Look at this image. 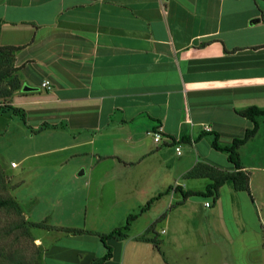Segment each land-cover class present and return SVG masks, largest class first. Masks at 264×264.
<instances>
[{
    "label": "crops",
    "instance_id": "obj_1",
    "mask_svg": "<svg viewBox=\"0 0 264 264\" xmlns=\"http://www.w3.org/2000/svg\"><path fill=\"white\" fill-rule=\"evenodd\" d=\"M0 22V46L20 47L16 67L22 86L36 89L16 94L12 106L24 111L29 128L66 131L62 149L82 161L74 167L79 176L95 179L98 170L95 183L116 181L118 195L120 188L145 183L137 172L147 171L151 178L162 167L171 168L163 149L168 146L183 167L169 189L198 164L235 171L227 154L200 136L214 131L230 145L253 126L237 111L264 109V0H0ZM46 82L50 89L43 87ZM150 132H160L162 141L156 143ZM183 138L189 140L180 142ZM184 143L187 152L178 155L176 147ZM205 183L194 188L190 182V189L179 184L172 192L177 205L166 201L133 239L109 242L116 250L103 264H143L142 246L151 244L137 239L149 228L170 247L184 223L179 215L171 231L169 216L188 206L186 215L198 202L197 196L184 201L182 192L205 191L211 182ZM226 188L233 190L226 183L220 198L205 204L217 209ZM237 194L239 200L250 199ZM116 197L102 203L106 210L116 205ZM79 236L81 246L71 250L86 256L84 264L105 256L99 237ZM91 238L95 254L88 248ZM35 241L42 246L41 238Z\"/></svg>",
    "mask_w": 264,
    "mask_h": 264
},
{
    "label": "rangeland",
    "instance_id": "obj_2",
    "mask_svg": "<svg viewBox=\"0 0 264 264\" xmlns=\"http://www.w3.org/2000/svg\"><path fill=\"white\" fill-rule=\"evenodd\" d=\"M259 125V135L239 150L241 161L253 167L249 169L251 191L243 192L250 199L239 200L231 182L233 190H222V204L215 210L216 204L213 208L205 207V202L214 203V198L197 196L198 202L192 206L193 211H186L183 215L187 206L177 210L178 214L173 212L169 216L171 231L175 230V220L179 215L184 223L176 242L170 247H163V243L159 242L160 252L154 243H150L147 249V244H143V264H264V171L258 169L264 168V116L259 118ZM63 126L66 125H59ZM65 132L51 125L42 130L29 128L22 115H15L9 110L0 114V197L13 199L22 212L20 215L14 208L0 209V264H11L10 260L21 257L33 264H84L86 256L78 250L79 255L71 250L81 246V236L58 229L87 227L109 233L124 227L130 215H138L127 232V239H133L166 201L177 205L172 196L179 184L192 182L194 188H205V182L209 180L188 178L185 174L181 183L176 182L169 189L176 173L183 167L173 152L174 148L168 146L163 149H167V155L172 159L171 168L162 167L151 178L147 171L137 172L136 178L145 183L138 187L120 188V193L116 195V181L104 182L112 183L110 186L95 183L101 175L98 170L94 172L95 179L89 174L79 176L74 167H79L82 161L69 158L71 152L62 149L68 140ZM213 138L212 135H205L202 139L210 143ZM225 142V139L220 141L223 145H226ZM180 146L185 155L189 145L184 143ZM13 163L18 168H13ZM107 163L112 162L105 165ZM113 175L111 172L108 179L113 180ZM119 176L121 178V173H118ZM190 186L186 188L190 189ZM159 195L162 199L157 198ZM114 196L118 199L115 206L119 204L108 211L102 203ZM152 199L155 201L149 209L141 213ZM164 221L158 225L161 227ZM149 236L156 240L152 232L146 234V237ZM93 237L96 239L99 236ZM35 238H41L42 246H37ZM92 238L88 248L95 254L96 243ZM66 249L69 253L64 256ZM115 250L114 246L113 253Z\"/></svg>",
    "mask_w": 264,
    "mask_h": 264
},
{
    "label": "trees",
    "instance_id": "obj_3",
    "mask_svg": "<svg viewBox=\"0 0 264 264\" xmlns=\"http://www.w3.org/2000/svg\"><path fill=\"white\" fill-rule=\"evenodd\" d=\"M2 30V23L0 22V32ZM20 50V47L14 46H0V114L4 111H11L15 115H22L23 120L26 124V117L24 111L15 108L12 106L13 98L16 94H25L23 92L22 82L19 76V69L16 67V53ZM237 113L253 122V126L248 128L241 138H236L230 145H222L219 141V133L214 131H206L201 134L200 138L205 135H212L214 138L212 140V146L214 149L226 153L228 156L229 162L234 166L235 171L228 172L222 171L216 167L198 164L192 170H190L185 177L188 178H205L209 179L211 183L207 186L205 191L194 192L187 191L182 192L184 201H187L188 198L193 196H201L205 198H214L217 201L220 198V189L226 184L231 182L234 189L237 192H250L251 191V179L250 172L246 170L242 165L241 157L239 150L242 146L246 145L250 140H252L260 131V125L258 118L264 116V109L257 107H251L242 111H237ZM189 139L183 138L180 142H187ZM176 143V140L173 139V144ZM180 189L179 187L176 190ZM162 195H159L157 198H160ZM156 198V199H157ZM155 199L150 200L147 205L142 208V212H145L149 209ZM14 208L18 211L20 215L22 212L19 207L16 205V202L8 197H0V209H9ZM138 218V215H130L127 219V224L124 227L117 228L110 233H100L94 231H85L80 229L73 228H60L58 230L67 232L72 235H81V234H92L98 235L102 243L104 244L107 252L105 256L97 261L95 264H103L106 261L112 259L113 247L109 242L111 241H122L128 238L127 232L130 230L131 223ZM28 225V223H25ZM26 229V225H25ZM153 229L149 228L146 231V234L152 232ZM146 234L139 237L137 240L140 242L154 243L156 249L160 252V244L157 240L150 239L146 237ZM11 264H33L28 262L24 257L18 258L16 260H10Z\"/></svg>",
    "mask_w": 264,
    "mask_h": 264
},
{
    "label": "built area",
    "instance_id": "obj_4",
    "mask_svg": "<svg viewBox=\"0 0 264 264\" xmlns=\"http://www.w3.org/2000/svg\"><path fill=\"white\" fill-rule=\"evenodd\" d=\"M43 87L50 89V83L49 82L44 83ZM0 108H1V105H0ZM150 134L152 135V137L154 138V141L156 143H159L160 141H162V134L160 132H150ZM176 152H177L178 155H181L182 154L181 147L177 146L176 147ZM15 165L13 164L12 166H15ZM205 206L207 208H209V207H211V203L210 202H207L205 204Z\"/></svg>",
    "mask_w": 264,
    "mask_h": 264
},
{
    "label": "water",
    "instance_id": "obj_5",
    "mask_svg": "<svg viewBox=\"0 0 264 264\" xmlns=\"http://www.w3.org/2000/svg\"><path fill=\"white\" fill-rule=\"evenodd\" d=\"M33 91H36V89L28 87V86L23 87V92L28 93V92H33Z\"/></svg>",
    "mask_w": 264,
    "mask_h": 264
}]
</instances>
